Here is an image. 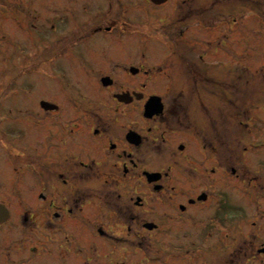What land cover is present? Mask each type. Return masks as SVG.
<instances>
[{
    "label": "flooded vegetation",
    "instance_id": "obj_1",
    "mask_svg": "<svg viewBox=\"0 0 264 264\" xmlns=\"http://www.w3.org/2000/svg\"><path fill=\"white\" fill-rule=\"evenodd\" d=\"M82 1L81 8L78 5L73 9L89 17H92L91 8L99 10L98 23L91 19L77 26L72 35L45 45L38 55L40 58L33 63L28 56L26 66V75L39 73L45 78V95L38 103L41 116L38 147L29 144L25 149L26 166L37 168L42 178L44 193L39 199L48 217L46 223L60 227L59 247L69 253L63 257L71 254L82 264H91L96 253L95 244L81 245L76 231L66 235L67 226L83 227L92 237L124 244L118 248L127 243L142 248L147 238L137 228L153 231L157 252H161L160 239L165 229L171 231L182 224L194 223L201 226L197 238H187L190 241L180 246L172 243L170 246L173 254L183 253L187 264H264V204L258 206L260 199H264V184L247 188V205H256L247 214L238 197L231 204L233 208L227 205L231 212L224 209L225 141L219 127L223 125L222 112L218 107L208 108L205 94H199L200 88L207 89L205 84H216V92L211 95H220L222 100L221 83L188 64V59L182 58L180 52L184 45L182 36L195 24H189L188 20L196 19L200 24L194 27L203 25L207 30L227 24L234 26L239 20L253 16L250 7L255 4L264 15V0L174 1L175 21L160 27L169 48L174 49L172 55L178 56L185 65V79L194 83L189 98L182 92L168 94L166 98L148 95L143 83L124 85L128 78L142 77L150 71L143 65L124 62L132 56H144L141 44L134 54L131 44L117 43L128 32L142 37V25L129 27L121 20L125 13L121 11L119 0ZM146 1L156 7L171 2ZM197 2L201 4L196 5ZM246 2L249 8L240 10V4ZM94 3L99 5L91 7ZM105 4L109 7L106 12L101 10L107 6ZM98 35L100 37H96ZM106 35L117 42H91L104 39ZM48 77L59 84L57 95L48 91ZM101 94L103 98L96 99ZM151 97L160 99L162 111L148 116L145 106ZM197 104L206 114L211 131L203 132L190 123L188 114ZM214 111L216 118L212 115ZM128 114L132 115L130 124L126 123ZM120 120L123 123H119ZM144 121L149 123L143 126ZM171 128L191 135L195 150L190 152L182 143L176 150L170 147L165 134ZM4 134L7 135L3 132L0 136ZM27 134L31 139L32 127ZM160 156L166 160L161 168L145 165L156 162ZM230 172L239 177L236 168L230 167ZM257 177L254 172L249 182ZM128 179L134 182L131 186L127 185ZM149 202L151 210H148ZM208 204L213 206L210 213H207ZM7 210L9 219L0 226L10 221L11 213ZM244 217L249 224L247 238L224 254L222 243L223 237H228L226 227ZM113 227H119L120 234H116ZM177 237L174 235L173 239Z\"/></svg>",
    "mask_w": 264,
    "mask_h": 264
},
{
    "label": "rangeland",
    "instance_id": "obj_2",
    "mask_svg": "<svg viewBox=\"0 0 264 264\" xmlns=\"http://www.w3.org/2000/svg\"><path fill=\"white\" fill-rule=\"evenodd\" d=\"M119 1L122 5L121 11L125 13L121 20L129 27L142 25V37L128 32L123 34L118 42L107 35V38L93 39L91 42L131 44L134 54L139 51L138 45L141 44L144 56H132L124 62L143 65L145 70L150 71L142 77L128 78L123 84L138 86L143 83L144 92L148 95L157 94L166 98L182 92L189 98L194 83L185 79V65L178 56L172 55L174 49L169 48L160 27L175 21L173 12L176 0H171L161 7L153 6L146 0ZM200 4L197 2L196 5ZM78 5L81 8L83 1L0 0V134L7 133L0 136V203L11 213L10 221L0 226V264L79 262L71 254L63 257V254L69 253L62 252L59 247L60 227L46 223L48 217L42 208L43 201L39 199V195L44 193L42 178L37 168L26 166L25 160V149L29 144L38 147L41 124L38 103L45 95V78L39 73L26 75L28 56L33 63L36 58H40L38 55L43 52L45 45H52L59 38L72 35L77 26L91 19L98 23L99 10L91 8L92 17H89L73 9ZM98 5L94 3L91 7ZM105 5L107 6L101 10L106 12L109 7L108 4ZM247 7V2L240 4V10ZM250 10L254 11L251 18L239 20L234 26L227 24L223 28L211 30H207L203 25L194 27L200 24L196 19L188 20L189 24H195L182 36L184 45L180 50L182 58L188 59V64L197 66L208 77L221 83L222 100L220 95L216 97L209 94L208 86V93L205 94L208 101L204 102L208 108L218 107L222 112L223 125L219 127L222 128L225 141L222 177L224 209L229 210L227 205H233L238 197L246 214L256 207L247 205V188L264 184V15L257 4L250 7ZM223 34L224 38H221ZM159 69L162 70L158 71ZM35 70L39 72L38 68ZM46 80L50 94L57 95L60 90L57 81L51 77ZM101 98L103 94L96 96V99ZM106 99L108 100V97ZM190 112L188 115L192 125L198 126L203 132L211 131L209 120L198 104ZM212 115L216 118V111ZM127 116L126 123L130 124L132 115ZM119 123H123L122 120ZM141 123L146 126L149 122ZM31 127L32 137L29 139L27 133ZM165 139L175 150L179 143L188 146L190 152L195 150L193 137L178 129H169ZM164 161L166 160L160 156L156 162H146L145 165L153 168L159 165L161 168ZM230 167L237 169L236 174L239 177L231 174ZM254 172L259 177L250 183ZM133 183L128 179V186ZM263 204L264 199H260L258 206ZM147 206L148 210L152 209L151 202ZM206 207L207 213L213 209L210 204ZM229 211L231 212V209ZM245 219L246 217L238 219V222L230 223L226 227L228 237H223L222 243L224 254L234 250L247 238L249 224ZM200 227L199 224L185 223L172 228L171 231L165 229L160 239L161 252H157L154 243L155 233L142 231L141 228L137 230L147 238L142 248L133 247L130 243L118 248L117 246L124 244L92 237L83 227H77L76 230L67 226L65 234L70 236L71 231H76L81 245H96L91 264L93 261L95 264H187L183 253L173 254L170 246H180L184 241H190L186 240L187 238H197ZM105 229L108 230L109 227ZM114 232L120 234V228H115ZM174 235L178 236L176 240L173 239ZM65 247L70 249V246Z\"/></svg>",
    "mask_w": 264,
    "mask_h": 264
},
{
    "label": "water",
    "instance_id": "obj_3",
    "mask_svg": "<svg viewBox=\"0 0 264 264\" xmlns=\"http://www.w3.org/2000/svg\"><path fill=\"white\" fill-rule=\"evenodd\" d=\"M157 1V0H152ZM162 111V105L160 99L158 97H151L145 106V114L148 116H152L154 114H158ZM151 176V175H150ZM9 219V212L7 208L0 204V224L6 222ZM151 228V226H149Z\"/></svg>",
    "mask_w": 264,
    "mask_h": 264
},
{
    "label": "trees",
    "instance_id": "obj_4",
    "mask_svg": "<svg viewBox=\"0 0 264 264\" xmlns=\"http://www.w3.org/2000/svg\"><path fill=\"white\" fill-rule=\"evenodd\" d=\"M205 86H209L210 87V91H209V94H215V92H216V89H217V86H216V84H205ZM204 87V86H203ZM200 91H201V93H199V94H206V93H208V91L204 88V89H202V88H200Z\"/></svg>",
    "mask_w": 264,
    "mask_h": 264
}]
</instances>
